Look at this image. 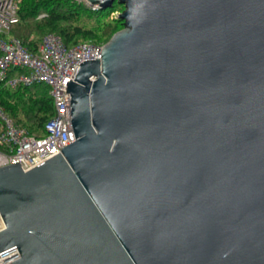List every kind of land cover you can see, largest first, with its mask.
Returning a JSON list of instances; mask_svg holds the SVG:
<instances>
[{"label":"water","instance_id":"water-1","mask_svg":"<svg viewBox=\"0 0 264 264\" xmlns=\"http://www.w3.org/2000/svg\"><path fill=\"white\" fill-rule=\"evenodd\" d=\"M122 3L67 81L75 140L0 166L5 264H264V0Z\"/></svg>","mask_w":264,"mask_h":264},{"label":"built area","instance_id":"built-area-1","mask_svg":"<svg viewBox=\"0 0 264 264\" xmlns=\"http://www.w3.org/2000/svg\"><path fill=\"white\" fill-rule=\"evenodd\" d=\"M19 0H0V33L7 34L16 19ZM86 3V0H77ZM103 43L88 40L67 46L60 35L48 32L39 41L36 50L27 49L21 40L12 36H0V79L11 87L20 83L29 85L43 82L48 85L54 112L46 121L42 134L30 132L12 120L0 105V166L19 162L26 170L61 151L75 140L70 119V94L67 81L74 79L80 62L100 57ZM24 67L26 72L7 76L9 69ZM3 221L0 216V228ZM16 246L0 251V264L18 256Z\"/></svg>","mask_w":264,"mask_h":264},{"label":"trees","instance_id":"trees-1","mask_svg":"<svg viewBox=\"0 0 264 264\" xmlns=\"http://www.w3.org/2000/svg\"><path fill=\"white\" fill-rule=\"evenodd\" d=\"M116 3L102 9L77 0H19L16 19L7 34L20 39L31 51L48 32L60 35L67 46L84 40L104 43L122 25L119 17L107 16ZM20 72L26 68H10L7 76ZM0 105L14 122L39 134L44 133V125L54 112L49 87L43 82L11 87L0 79Z\"/></svg>","mask_w":264,"mask_h":264},{"label":"rangeland","instance_id":"rangeland-1","mask_svg":"<svg viewBox=\"0 0 264 264\" xmlns=\"http://www.w3.org/2000/svg\"><path fill=\"white\" fill-rule=\"evenodd\" d=\"M124 5L122 3H116L110 11H108L107 16L108 17H119V13L123 10ZM121 19V18H120ZM122 21V19H121ZM122 28V25L119 27V29ZM118 29V30H119ZM5 37L8 36V34L4 35ZM48 87V85L46 84Z\"/></svg>","mask_w":264,"mask_h":264}]
</instances>
